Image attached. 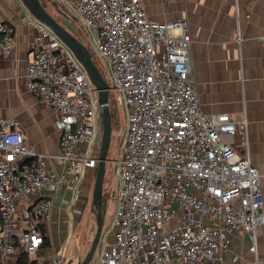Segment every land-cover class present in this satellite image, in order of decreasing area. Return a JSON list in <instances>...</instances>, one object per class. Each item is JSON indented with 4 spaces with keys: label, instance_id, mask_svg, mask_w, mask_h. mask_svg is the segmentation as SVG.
<instances>
[{
    "label": "built area",
    "instance_id": "2783aa9c",
    "mask_svg": "<svg viewBox=\"0 0 264 264\" xmlns=\"http://www.w3.org/2000/svg\"><path fill=\"white\" fill-rule=\"evenodd\" d=\"M52 1L82 28L125 109V125L117 131L121 156L114 163L116 208L98 264L222 260L234 231L250 233L256 252L264 226L261 174L237 151V122L200 108L186 22L153 21L142 0ZM35 22L26 87L58 114L63 167L49 170L48 156L27 141L20 121L0 116V248L11 254L20 244L36 264H60L63 253L51 263L39 254L46 235L40 224L51 199L20 203L43 190L77 186L88 164L97 167L91 146L79 147L91 144L102 125L98 92L82 62L51 28ZM15 30L0 20V64L13 51Z\"/></svg>",
    "mask_w": 264,
    "mask_h": 264
},
{
    "label": "crops",
    "instance_id": "0c3cea01",
    "mask_svg": "<svg viewBox=\"0 0 264 264\" xmlns=\"http://www.w3.org/2000/svg\"><path fill=\"white\" fill-rule=\"evenodd\" d=\"M149 18L157 22L182 20L192 36L190 58L192 79L205 114L227 113L237 122V151L249 156L259 169L264 192V0H142ZM0 20L15 24L14 48L1 59L0 116L20 121L27 141L45 154L47 167L60 172L61 131L58 114L42 104L26 87V72L36 43V20L21 0H0ZM240 34L241 40L237 41ZM100 124V120L97 121ZM90 157L98 156L102 130L95 128ZM100 135H99V132ZM97 167L88 164L82 181L62 186L55 193L43 190L21 206L49 198V216L41 221L49 244L39 254L47 263L63 253L60 264L78 259L74 234L87 210ZM23 228L18 231L21 235ZM222 260L197 264H264V226L257 234L256 252L247 232H231ZM21 252L4 254L0 264H19ZM26 264H36L29 258Z\"/></svg>",
    "mask_w": 264,
    "mask_h": 264
},
{
    "label": "water",
    "instance_id": "95a60500",
    "mask_svg": "<svg viewBox=\"0 0 264 264\" xmlns=\"http://www.w3.org/2000/svg\"><path fill=\"white\" fill-rule=\"evenodd\" d=\"M34 19L47 25L67 45L82 62L88 76L98 92L100 118L102 125L101 143L98 155L97 172L92 191L91 209L96 217V233L91 246L83 259L75 264H90L100 243L104 228V179L108 154L113 135V118L110 106L112 86L93 59L91 50L74 34V28L68 20L60 22L42 3L41 0H21ZM74 263L70 260L69 264Z\"/></svg>",
    "mask_w": 264,
    "mask_h": 264
},
{
    "label": "rangeland",
    "instance_id": "374dc122",
    "mask_svg": "<svg viewBox=\"0 0 264 264\" xmlns=\"http://www.w3.org/2000/svg\"><path fill=\"white\" fill-rule=\"evenodd\" d=\"M44 4L46 5L47 9L54 15H59L55 8L52 5V0H42ZM61 17V16H59ZM68 19L60 18V22H64ZM76 22V21H75ZM78 25V23L76 22ZM79 26V25H78ZM81 28V27H80ZM82 30V28H81ZM83 32V30H82ZM83 37L86 40V36L83 32ZM96 56V55H95ZM100 70L102 71L105 78L110 81V78L106 72L105 64L98 56L94 59ZM110 103H111V109L116 114V117L113 119V135H112V143L111 148L108 154L109 160L107 162V169H106V175L104 179V228H103V234L106 230H109L111 227V223L113 220V213L116 208V197H117V188H118V181L116 176L114 175V163L116 160L120 158V146L122 143V137L117 136V131L124 127L125 125V109L122 106V104H119V102L116 99V93L111 92L110 97ZM114 198V199H113ZM113 199V203H112ZM91 203H92V194L90 196L89 204L87 207V210H85V213L83 217L81 218L79 225L76 229V232L74 234V243L76 245V253L77 256L80 259H83L88 252L92 240L94 238V235L96 233V217L94 212L91 209ZM103 237V235H102ZM101 242V240H100ZM100 254V243L98 245V248L96 250V253L91 261L90 264H98Z\"/></svg>",
    "mask_w": 264,
    "mask_h": 264
},
{
    "label": "trees",
    "instance_id": "16d2710c",
    "mask_svg": "<svg viewBox=\"0 0 264 264\" xmlns=\"http://www.w3.org/2000/svg\"><path fill=\"white\" fill-rule=\"evenodd\" d=\"M42 1V0H41ZM42 3L44 4V2L42 1ZM52 5L53 7L55 8L56 12L59 14V15H56L55 17L60 20V18L62 17L63 19H68V21L70 22V24L73 26V28L75 29L74 30V34L75 36L81 40L82 42H84L88 48L90 49L89 47V44L88 42L84 39L83 37V32L81 30V28L76 24L75 20L73 18H71L69 16V14L67 13V11L65 10V8L57 1H52ZM44 6L46 7V5L44 4ZM47 8V7H46ZM61 16V17H59ZM92 53V56H93V59L96 58L95 54L93 51H91ZM100 69V68H99ZM110 106H111V103H110ZM112 110V109H111ZM116 117V114L112 111V118L114 119ZM40 227L41 229L45 232L44 228L41 226L40 224ZM49 244V241H48V238L46 237L45 235V245H48ZM17 250H19L21 252V257L19 258V264H26L29 260V256L27 255V253L23 250L22 246L20 244H18V247H17Z\"/></svg>",
    "mask_w": 264,
    "mask_h": 264
}]
</instances>
